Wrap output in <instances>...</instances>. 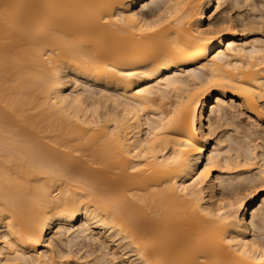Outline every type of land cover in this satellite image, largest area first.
Instances as JSON below:
<instances>
[{"label":"bare ground","instance_id":"obj_1","mask_svg":"<svg viewBox=\"0 0 264 264\" xmlns=\"http://www.w3.org/2000/svg\"><path fill=\"white\" fill-rule=\"evenodd\" d=\"M0 264H264V0H0Z\"/></svg>","mask_w":264,"mask_h":264},{"label":"rangeland","instance_id":"obj_2","mask_svg":"<svg viewBox=\"0 0 264 264\" xmlns=\"http://www.w3.org/2000/svg\"><path fill=\"white\" fill-rule=\"evenodd\" d=\"M240 120H241L244 124L247 123V120L249 121L248 116H243ZM256 137H257V136H256ZM256 137L254 136V138H256ZM257 141H258V142H257ZM257 141H256L257 143H262V141H260V139H258ZM63 238L66 239L65 237H63ZM80 238L82 239L83 237H80ZM83 239H85V238H83ZM79 240H80V239H79ZM80 242L82 243V240H81ZM83 242L86 243V242H88V240H87V241L84 240ZM85 243H84V244H85ZM88 246H89V245H88V243H87V246H86V247H88ZM84 247H85V245H84ZM88 248H89V247H88ZM90 249H92L91 246H90ZM83 250H84V249H83ZM88 250H89V249H88ZM89 251H90V250H89ZM84 252H86V248H85V251H84ZM84 252H81V254L84 253ZM84 254H85V253H84ZM94 257H95V256H93V258H94ZM89 258H90V257H89ZM91 258H92V256H91ZM91 258H90V259H91Z\"/></svg>","mask_w":264,"mask_h":264}]
</instances>
